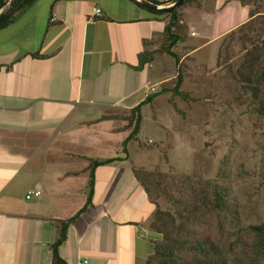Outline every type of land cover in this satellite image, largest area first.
Masks as SVG:
<instances>
[{
    "label": "crops",
    "instance_id": "1",
    "mask_svg": "<svg viewBox=\"0 0 264 264\" xmlns=\"http://www.w3.org/2000/svg\"><path fill=\"white\" fill-rule=\"evenodd\" d=\"M256 3L252 15V1L184 3L183 39L189 31L203 41H180L189 48L179 61L264 15V0ZM167 20L132 0H36L0 29V264H51L59 221L85 204L56 248L65 264H144L154 205L132 172L147 169L129 151L144 146L123 147L124 115L158 84L149 63L135 66ZM152 104L141 107L138 134ZM106 159L86 203L90 161ZM30 190L40 193L26 198Z\"/></svg>",
    "mask_w": 264,
    "mask_h": 264
},
{
    "label": "rangeland",
    "instance_id": "2",
    "mask_svg": "<svg viewBox=\"0 0 264 264\" xmlns=\"http://www.w3.org/2000/svg\"><path fill=\"white\" fill-rule=\"evenodd\" d=\"M254 5L258 9L256 1ZM7 7L8 0H4L0 8ZM195 26L202 32L203 26ZM263 38L264 15H260L220 39L205 42L179 61L189 46L203 41L188 31L183 41L189 46L178 42L171 48L178 56L176 62L164 52L162 34L156 35L150 44L153 59L149 64L160 75L152 93L167 91L155 96L143 111L135 141L140 140L145 150L133 146L129 150L136 163L158 171L155 181L148 184L163 212H172L181 197L192 201L210 194L212 184L222 188L228 210L200 216L191 227L190 239L209 240L228 264L252 258L254 235L246 226L264 221V114L257 111L258 100L234 77L244 49ZM177 73L182 76L179 90L187 97L170 91ZM183 176L191 178L184 194L178 191L184 187L180 184Z\"/></svg>",
    "mask_w": 264,
    "mask_h": 264
},
{
    "label": "trees",
    "instance_id": "3",
    "mask_svg": "<svg viewBox=\"0 0 264 264\" xmlns=\"http://www.w3.org/2000/svg\"><path fill=\"white\" fill-rule=\"evenodd\" d=\"M36 0H8V7L0 12V29L11 23L24 9L34 3ZM155 5H166L176 0H146ZM194 0H184V3ZM243 1V0H242ZM245 1V0H244ZM252 1L256 0H246ZM4 0H0V5ZM139 7L147 9L153 16H167L168 20L163 26L162 36L165 41L164 52L171 56L176 62L178 61L177 54L171 49L178 42L183 40L185 35V25L179 22L177 8L170 11H161L155 8H150L142 5L136 0H132ZM256 7L251 10L252 15L256 11ZM251 20L241 24L237 28H242L247 25ZM231 30L229 33H232ZM152 52L149 50H143L137 55V65L135 68H141L144 64L152 61ZM235 79L239 82L242 89L245 92H249L251 98L258 100L257 111L260 114H264V38L257 39L251 42L250 48L244 49L243 57L235 71ZM182 82L181 74L177 73L175 82L170 89L171 93L178 95L182 98L187 97L185 92L179 90ZM167 91L162 88L159 91L148 94L143 101L129 109L128 113L124 115L126 126L131 128L128 136L123 141V147L130 139H136V135L139 131V125L141 121V107L144 104L149 103L155 96ZM112 159L106 160H91L89 164V181L87 184L88 194L87 201L92 189L93 174L92 170L95 166L103 162H109ZM132 172L135 178L140 182L144 191L146 192L148 200L154 205L153 220L149 224V229L154 231L151 235V247L150 254L147 256L144 264H228L226 257L222 254L217 246L206 239H190V231L192 225L200 219L199 217L206 213H221L228 210V206L225 203L224 196L222 194V188L216 184L208 186L211 193L208 195L199 196L198 199L192 201L185 198H179L173 204L172 212H163L156 202V196L152 197L151 186L148 182L152 179L155 181V177L159 174L155 170H146L140 167H132ZM180 184L184 186L180 188L181 193H185L188 190V186H191V178L189 176L181 177ZM207 185L210 182H206ZM159 189V186H157ZM193 195H196L193 193ZM86 205V204H85ZM82 206L72 217L65 221H59V234L55 242L52 244V261L51 264H65V262L57 254L56 248L61 241L64 240L66 228L69 222H71L85 207ZM187 222L188 227L185 223ZM254 235V240L251 243L252 258L243 262L240 261L236 264H264V221L258 224H249L246 226ZM187 255L188 257H184Z\"/></svg>",
    "mask_w": 264,
    "mask_h": 264
},
{
    "label": "water",
    "instance_id": "4",
    "mask_svg": "<svg viewBox=\"0 0 264 264\" xmlns=\"http://www.w3.org/2000/svg\"><path fill=\"white\" fill-rule=\"evenodd\" d=\"M184 0H176L170 4H167V5H155L151 2H148L146 0H140L141 4L146 6V7H150V8H155V9H158V10H161V11H170L176 7H178L179 5L182 4ZM2 5V4H1ZM0 5V7H1ZM2 11V9L0 8V12Z\"/></svg>",
    "mask_w": 264,
    "mask_h": 264
},
{
    "label": "built area",
    "instance_id": "5",
    "mask_svg": "<svg viewBox=\"0 0 264 264\" xmlns=\"http://www.w3.org/2000/svg\"><path fill=\"white\" fill-rule=\"evenodd\" d=\"M94 11H95V13H99V9L98 8H94ZM150 89H151V91H153L154 88L150 87ZM39 193H40L39 190H30V191H28L26 193L25 197L29 198L32 195L33 196H37V195H39ZM76 264H88V259L84 258V257L78 258Z\"/></svg>",
    "mask_w": 264,
    "mask_h": 264
}]
</instances>
